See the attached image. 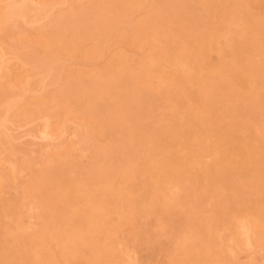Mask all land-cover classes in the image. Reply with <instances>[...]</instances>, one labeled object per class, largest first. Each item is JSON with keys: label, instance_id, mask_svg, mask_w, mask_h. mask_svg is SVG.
<instances>
[{"label": "rangeland", "instance_id": "1", "mask_svg": "<svg viewBox=\"0 0 264 264\" xmlns=\"http://www.w3.org/2000/svg\"><path fill=\"white\" fill-rule=\"evenodd\" d=\"M23 1L25 2L22 3V0H0V17H2L0 18V207H2L1 210H3V212L0 211V214H4L0 215V240H8L7 244L5 241V244L8 245L7 247L9 248V245L10 247L13 245L14 248V246H16L17 237L23 238L24 242L27 241L26 243L20 240V243L18 240L17 242L22 245L20 246L21 248H24L22 242L25 246L27 244L31 245L34 239L41 238L44 240V242L42 241L43 245L45 242L47 243L48 251L46 247V253L48 252L50 254L48 255L47 253V255L52 256L55 259H53V262H58V264H97V260L100 262L101 259L99 258L103 256L104 252L106 253H104L102 259L106 257V260L109 259L108 261L110 262L104 259L105 262L102 260L101 263L98 264H102V262L104 264H173L175 259L181 261L187 258L185 255V250L187 248L195 250L197 239L195 238L196 236L194 237L193 231L201 225L203 220V223L209 220L208 222L211 221L214 225L211 234L212 237H214L213 239H215L213 248L214 253H216L215 258L212 259L214 261H211L210 264H264V221L260 222V224L258 220L261 219L257 218L256 215L249 211H245L244 206L237 205L235 201L232 200L235 197V191L230 189H227L221 194L222 199L226 197L230 200V206L228 205L230 208L226 209L227 211L223 209L222 215L216 214L217 203L211 200L208 195L198 200L196 203L197 205L195 204L196 201L193 200L194 198L192 200H190L191 197L186 199L187 203L193 202L195 208L193 207L194 209H192L194 211L191 210L192 213L190 212L189 215H185L184 212H180L188 211L189 208L175 205L177 204L176 201L181 199L186 192L177 184H165L166 199H168V201L171 199V202L174 199L172 203L175 205H172V208L166 212V215H164L165 213L162 214L164 217H160L161 213L159 212L136 215L140 224H143L141 228L145 225L144 228H147L146 231L148 230L147 233H145V240L142 243L138 241L135 242V240L132 239L126 226H122L124 215L119 209L114 208L112 217L115 221L110 220V222L112 221V223H110L108 219L107 222L110 224L104 225L106 227L103 226L102 230L99 228L102 227L101 225L96 226V230L98 228L101 230L98 229L99 234L103 232L104 234L102 235L105 237H102V239L100 237L101 234H97L99 237L95 234L97 237L96 240L99 241L100 239L102 242L100 241L99 244L101 247L104 245L103 250L105 249V251H103L100 247L103 253H100L97 257H92L94 253H92L89 248L82 250L83 252H74L71 249L72 252L68 249L67 251L71 253H67L66 248L64 249L61 246L62 244L57 241L58 239L55 240V237L61 233V230H59L60 227H55L56 224L59 223V220L61 221V219H59L57 222L60 216L55 215L61 204L55 203L58 207H56L54 203L49 205L44 204L45 200L43 196H41L43 192L40 191V189L38 190L37 186L40 184L47 187L49 190L47 188L45 189L48 192L54 190V182L57 179L54 180L53 177H55V174L57 175V171L63 168L62 166L65 165V162L67 164L70 162L72 164L73 162H76V164L79 163L77 165L81 166H77V170H80L78 167H82V172L87 173L90 171L92 167L97 165L95 162L97 161L98 163L99 159H101L99 158L97 160L96 158L99 156L101 157V153L107 149L108 140L111 136L110 133L104 131L102 120L97 113L98 110L96 107L93 109L92 104L95 102L93 100L94 94L91 93L92 91L86 90L90 89V87L88 88L85 86L86 89H83L85 92H83L82 89V91H80L78 89V87L82 85L80 83L87 81L86 83L92 84L95 79L104 73V71L106 72L104 74H107L108 70H113V67L115 69L119 59L122 58L121 55H123V57L126 56L129 61L130 72L138 73L141 64H143V60L148 57V55L156 53V51H154L155 49L153 50L154 43L152 38L146 35V32L148 33V30L150 31L154 24L151 20L154 19L155 16L158 17L161 13L159 11L163 12L166 6L173 5L174 7H181L184 0H167L166 6L160 2L161 0H147L145 3L132 8L131 14L127 20H122L121 17L118 16L120 19H115L116 21L113 19V24L110 21L112 25L110 28L103 26L106 27V29L102 27L103 30L100 31L101 27L99 26L100 32L96 34L93 32L94 34L92 35L90 33H92L94 29H90L89 31V28H87L88 23H86L87 25L84 24V26L86 25L84 28H87L88 31L86 30L87 32H85L84 29L80 32L82 29L80 25H78L81 23L80 20L77 24L81 28H79L80 33L74 30L76 24L72 25L74 28L73 32L75 34L77 32L80 36L78 34L72 36V31L70 32L71 28H69L71 26L67 25V22L70 20L66 19V17L74 20L76 18L77 20V17L80 16L82 21H84L86 17L87 20L85 22H89V20L92 19L91 22L95 27L96 24L93 22L95 16L94 11L98 8V5L96 6L95 4H99V9L97 11H101V5L104 7L106 6V9L108 6L112 8L113 0ZM121 1L122 0H119L118 3L121 4ZM106 3L107 5H105ZM17 4L19 7L16 8H21L23 5L25 8L26 6V9L23 8L26 12L25 14L20 16H14L12 14V11H14L13 7L15 8ZM94 6V11H92ZM10 8H12L11 12H9ZM188 8L197 10V4H191ZM188 8L183 10V12L188 11ZM227 8L229 9L230 6H227ZM235 8L237 12L236 19L229 23L227 22V28L222 34L220 42L216 43L218 49L206 50L211 63L220 61L221 53L219 48L224 47L223 49L226 55L223 60L230 63L236 49L234 46H236L238 41L253 42L251 35L246 29L247 24L245 22V17H254L257 21L262 20L264 22V0H237ZM115 10H110L112 11L111 13L107 10L109 13L106 11L105 13L108 14V16L111 14L112 17H115V13H113ZM87 11L90 13L92 11L94 14H89ZM102 11L104 10L102 9ZM217 11H219V9ZM63 17L65 21L68 20L66 22L67 27L64 26V28L60 27L62 22V24L65 25L64 19L63 21L61 19ZM3 18L4 20L1 21ZM147 20L150 25L153 24L150 26L151 28L149 27L150 29L144 30L143 33L142 30L137 27V30H141V35L140 31L138 30V33L135 27L137 25L140 26L142 22H147ZM210 20L214 27L224 25L220 19V14L212 17ZM83 23L84 22L81 24L83 25ZM144 25L145 28H147L146 25L148 24L146 23ZM185 25H189V23L185 22ZM98 28L95 27V29ZM261 29L263 32L261 31L257 38L264 39V28ZM94 31L96 32L97 30ZM136 32L138 33V40L136 43H133ZM131 34H133V36H131ZM75 36H78L76 38L79 39L75 40ZM71 37H74L73 39L75 41H73L75 43H73ZM231 38L234 44L223 46V44L227 43ZM96 48H98V50L101 49V54L99 52L100 55L96 52ZM261 48L264 49V44ZM92 51L94 54L91 53ZM249 51L250 53L253 52L255 60H264V55L262 56L260 51L252 49ZM113 64H115V66H113ZM151 67L152 71L147 74L143 91L149 98H155V104L158 106V109H156L154 114L156 113L158 115L156 116L157 118L145 119L142 122L151 123L153 120H157L158 118L161 120L163 118L160 123L162 128L168 125L171 120L176 122L179 126H182L186 121L185 116L181 112L173 111L171 108L172 102L168 97H170V94L173 92L172 89H174V85L177 82V75L183 72L185 73L184 75H186L189 70L188 66L178 61L160 60L156 56ZM158 68H161L160 70L163 69L162 72H164L162 76L164 77L160 78L161 76L158 74L160 70H158ZM176 73L178 74L176 75ZM202 73L206 74L207 70L203 68ZM80 79H82V81ZM75 81L76 83L80 81L78 87L74 86L78 91L83 93H81L82 95L80 92H76L75 89L70 87ZM212 81L213 83H217L219 79H212ZM119 83L122 82L120 81L118 84ZM263 83L264 77H258L255 85L251 86L250 91L240 90L241 97L246 98L255 96L254 92L257 89L259 90L261 86H263ZM85 84L83 83V85ZM90 84L86 85L90 86ZM259 101L262 103L263 97H260ZM90 102L91 105L89 104ZM231 121V118H225L219 123V126H225ZM128 124L129 122L125 123V126H128ZM164 130H166V128H164ZM228 130H231V128ZM43 132H47L46 134L48 137L46 134H43ZM254 132L257 137L259 136V139L264 142V125L260 124L254 127ZM49 134L51 136H49ZM159 139L162 141L165 139V142H168L170 137L169 134L164 131L160 133ZM209 143L212 145L213 152L204 153L202 155L200 159L202 163H204L202 165L210 164L214 157L220 156L221 154L220 151L215 149L216 139L212 138ZM149 147L150 146H146L145 149L151 150V153L156 150V148L149 149ZM165 150L177 155L184 154L182 149L178 146H168L165 147ZM146 159L147 157H145V154L144 157L142 155L140 159H138V164L143 165ZM68 161L70 162L68 163ZM202 165H197L192 161H188L186 165L182 166V169L187 172L185 176L188 175V179L191 181L188 180V183H192V180H199V185L200 183L203 185L202 183H204L205 180L201 175ZM93 169L94 168H92V170ZM50 173H54L52 174L53 176L50 175ZM37 175H41V178H39L41 180H38L36 177ZM134 175L135 177L130 182H132L134 186L139 187L142 183V176L138 172H135ZM50 176H52L54 184ZM190 176H192L193 179H191ZM121 180L122 178L118 175L111 180V187L113 190H118V188L121 189V187H123L121 186ZM37 183L39 184L36 185L35 188V184ZM95 187L97 188V185H95ZM95 187L86 188L84 186V188H82L80 192L82 197H78L75 201L78 209L88 210L91 208V203H85L84 200L88 197L89 193L87 192L90 188L95 189ZM153 190V186L147 187L148 194H151ZM249 195L250 197L252 196V194ZM82 198H84V200H82ZM110 198L113 199L112 196ZM111 199H109V201ZM109 203L111 204V202ZM50 205L52 206L50 208L56 209L57 212L49 207L45 208ZM7 206L10 211L6 209L4 212V207ZM145 207L148 208L150 205L146 203ZM51 210L55 214H49ZM225 211L226 213H224ZM50 215L52 216L50 217ZM215 215L218 216V220ZM221 216L222 218H220ZM226 216L229 217L227 218ZM119 220H121L122 223ZM72 221V224L79 223L77 217H74ZM55 222L57 223L55 224ZM118 222L121 223V226ZM199 222L201 223L198 225ZM53 223L55 224L54 227ZM62 224L63 223L60 222L59 226ZM113 225L115 228L112 227ZM105 228L112 229L111 232L114 233L109 232L110 229L107 231L108 229ZM54 230H58L57 236ZM106 231L107 233H105ZM52 232L55 237L51 235ZM179 234L186 236L184 243H181L182 241H180ZM50 235L51 237H49ZM13 237H15V240L13 239L15 242L11 241ZM126 239H128V241ZM36 241L40 242V239ZM153 244L157 246L155 254L150 252V248L154 247ZM19 248L16 246L18 251L23 250ZM26 248L27 247H25L24 250ZM62 249V253H64L65 250L67 253L66 255H60ZM76 252L80 253L76 256ZM73 253L78 258H75V256L72 255ZM106 254L107 256H105ZM94 259L96 261H94Z\"/></svg>", "mask_w": 264, "mask_h": 264}, {"label": "bare ground", "instance_id": "2", "mask_svg": "<svg viewBox=\"0 0 264 264\" xmlns=\"http://www.w3.org/2000/svg\"><path fill=\"white\" fill-rule=\"evenodd\" d=\"M114 1L115 0H113V5L115 8L113 5V9L109 6L108 8L112 11L116 9L115 12H113L115 13V17L117 16L116 18L112 17L111 14L108 16V14L105 13V11L107 13L110 11L108 8H105L106 6L104 7L101 5V11H97L99 9V4H95L96 6L98 5L97 10L95 9L96 11H94L95 6L93 10L91 9L95 12L93 20V22H95L94 24H96L95 27L98 28L100 26L101 30L100 27L95 29L91 22L92 19H90L89 22H85L87 20L86 17L85 20L82 21L80 16L77 17V20L76 18L74 20L66 17V19L70 20V24L67 22L68 20L65 21L64 17L61 18L62 21L64 19L65 25L62 24L63 22L61 23L60 20V27L64 28V26L67 27V25L71 26L69 27L71 28L70 32L72 31V36H74L75 33L73 32L74 28L72 25H77L81 20V23L84 22L83 25L81 23L78 25H80L82 29L78 25L77 27L75 25L74 30L80 33L84 29L85 32L94 29L97 31L95 32L93 30L90 34H96L103 30V26L110 28L112 26L110 21L112 22L113 19L114 21L118 20V16H120L122 20H127L131 14V9L145 3L147 0H122V5L118 3L119 0H116L117 3ZM166 1L167 0H161L160 2L166 6ZM23 2L25 1L22 0V3ZM191 4H197V10L189 9L188 7ZM235 4H237V0H184L181 7H174L173 5L166 6L163 12L159 11L161 12L160 14L158 12V17L155 16L154 19L151 20L154 23H152L154 27L152 24L150 25V23H148V20L147 22L145 21V23H140V26L137 25L135 27L136 31L139 30L142 35L144 30L150 29V26H152L150 31L148 30V33L146 32V35L152 38L154 43L153 50L155 49L154 51H156V53L148 55V57L143 60V64H141L138 73L130 72L129 61L126 56L123 57V55H121L122 58L119 57L121 58L119 62L117 60L118 63L116 62L117 65L115 69L113 67V70L109 71L108 68L107 70L109 72L106 70L107 74H104L106 73L104 71L93 83L91 82L92 84L86 83L87 81L83 82L84 84H90V86L80 83L82 85L78 87L80 81L78 83L75 81L71 84L72 86L70 87L75 89L76 92H80L83 89L85 90V86L88 88L90 87V89L86 90H90L92 91L91 93L94 94H92L94 96L93 100L95 101L93 102L94 104H92L93 109L96 107L98 110L97 113L102 120L104 131L110 133L111 136L108 140L109 145L107 144V149L101 153V157L99 156L96 158L97 160L99 158L101 159H99L98 163L97 161L95 162L97 165L95 166L94 164L95 167H92L94 168L93 170L91 168L87 173L82 172V167H78L80 170H77V166H81L77 165L79 163L76 164V162H73V164L76 165L72 166L73 164L68 161V163L70 162L69 164L65 162V165L62 166L63 168L57 171L58 173L55 172L57 173V175L55 174V177H53L54 180L57 179L54 182L55 184L52 181V174L54 173H50V175H52L50 179L55 185L53 187L54 190L48 192L45 189L47 187L39 183L35 184V188L36 185L39 184L37 188L43 192L41 196H43L45 200L44 204H61V206L59 205V210H57L58 212L56 209L50 208L52 207L51 205L45 208L49 207L57 212V214H55L51 210L49 214L53 213L60 216L57 222L59 219H61V221L59 220L58 224L55 222L56 226L53 223V227H60L59 230H61V233L57 236L58 230H54L56 231L57 237L53 235V232L51 235L56 238L55 240L58 239L57 241L62 244L61 246L64 249L66 248V251L72 249L75 252L89 248L92 253H94V255L91 253L92 257H97L100 253H103V251H105V249L103 250L104 245L101 247L99 244L101 240L99 239L98 241L96 238L99 237L100 234H104L103 232L100 234L98 232L100 229H103L104 225H107L110 220L115 221L112 217L114 208L119 209L124 215V220L121 216L123 220L122 226H126L132 239H134L135 242L138 241L142 243L145 240V233H147L148 230L146 231L147 228H144L145 225L141 228L143 224H140L136 215L159 212L161 213L160 217H164L166 212L170 210L174 204L172 203L174 197L172 198V202L170 201L171 199L169 201L166 199L165 184L168 183L177 184L186 192L181 199L176 201L177 204H174L175 206L189 208L188 211L180 212H184L185 215H189L190 212L192 213V211H194L192 209L195 208L194 206L198 200H201L207 195L211 200L217 203L216 214L222 215L223 209L226 210L230 208V200L226 197L222 199L221 194L227 189H230L235 191V197L232 200H234L237 205L244 206L245 211H249L256 215L257 218L261 219L258 220L259 223L264 221V142H262L261 139H259L260 137H257L254 132V127L260 124L264 125V83L261 88L259 87V90L257 89L254 92L255 96L242 98L240 94V90L250 91L251 86L255 85L258 77H264V60H255L253 52L250 53L249 51L250 49L255 51L258 50L261 52L262 56L264 55V49L261 48L264 44V39L257 38L262 31L261 28H264V22L262 20L257 21L254 17H245V22L247 24L246 29L251 35L253 42L238 41L236 46H234L236 49L230 63L223 60L226 55L223 49L224 47L219 48L221 59L217 63H211L206 53V50L218 49L216 43L220 42L222 34L227 28V22L229 23L236 19L237 12ZM105 5H107V3ZM227 6H230V8L228 9ZM16 7H19L18 4L17 6L15 5V8ZM15 8L13 7L14 11H12L14 16H20L26 13L24 10L26 6L24 8V5L21 8ZM186 8H188V11L183 12ZM102 9L104 11H102ZM218 9L219 11H217ZM11 10L12 8H10L9 12H11ZM92 11L91 13L89 11L87 12L93 15L94 13ZM112 11H110V13ZM218 14H220V19L224 25L214 27L210 19ZM3 20L4 18L1 19V21ZM185 22H188L189 25H185ZM86 23H88V25ZM146 23L149 25H146L147 28H145L144 25ZM84 24L87 25V28H89L88 30L84 28L86 27ZM137 27L142 30V33L140 29L137 30ZM103 28L106 29V27ZM77 32L76 34H78ZM138 33H133L135 34L133 43L137 42ZM86 34L89 35L88 33ZM133 34H131V36H133ZM78 35L80 36V34ZM76 37L78 36H75V38L71 37V40H78L79 38ZM74 41L73 43H75ZM232 41V38L229 39L223 46L234 44ZM98 48H96V52L100 55L102 48L99 50ZM93 51L91 53H93ZM156 56L158 59L164 61H178L189 68L186 75H184V72L182 74L176 73V75L178 74L177 82L174 85V89H172V94L168 97L172 102L171 108L173 111L181 112L185 116L186 124L183 123V125L185 124L186 126H184L186 128L183 125L179 126L172 120L168 125L162 128L160 123L163 118L161 120H159V118L153 120L151 123L142 122L145 119H151L158 115L156 113L154 114L156 109H158V106L155 104V98H149L143 91L147 74L152 71L151 66ZM113 66H115V64H113ZM203 68L207 70L206 74L202 73ZM160 69L158 68V70ZM162 70L158 71V74L161 76L160 78L164 77L162 76L164 72H162ZM216 78H218L219 81L213 83L212 79ZM80 80L82 81V79ZM120 81L122 83H119V85L118 82ZM74 85L77 86L80 91H78ZM84 90L83 92H85ZM81 93L82 92H80V94ZM260 97H263L262 103L259 101ZM89 104L91 105V102ZM225 118H231L232 121L225 126H219V123ZM165 119L168 120L167 118ZM127 122H129V124L125 126ZM164 128H166V130H164ZM229 128H231V130H228ZM164 131L169 134L170 139L168 142H165V139H163V141L159 139L160 133ZM46 133L47 132H43V134ZM49 136L51 135L49 134ZM212 138L216 139V144L214 143L215 149L220 151L221 154L220 156L214 157L210 164L202 165L204 164L200 160L202 155L204 153L213 152L212 145L209 143ZM146 146H150L149 149L156 148V150L151 153V150L145 149ZM168 146H178L182 149L184 154L177 155L167 152L165 147ZM144 154L147 159L143 165H139L138 159H140L142 155L144 157ZM188 161L203 166L201 171V175L205 180V182L202 183L203 185H201V183L199 185V180H192V183H188L190 179H188V175L185 176L187 172L182 169V166L186 165ZM135 172L140 173L142 176V183L139 187L134 186L133 183L130 182L135 177ZM116 175L122 178L121 186L123 187H121V189L118 188V190H113L111 187V180L114 179ZM36 177L38 180H41L39 179L41 175H37ZM190 177L193 179L192 176ZM95 185H97V188ZM84 186L86 188L95 187V189L90 188L88 192L86 191L90 196L88 195L85 200L82 198L85 203H91V208L88 210L78 209L76 207L77 203L75 202L78 197H82L80 192ZM149 186H153L154 188L151 194L147 193V187ZM249 194H252V196L250 197ZM111 196L113 199L110 198ZM190 197V200L194 198L193 200L196 201L195 204L193 202H186V199ZM109 199L111 200L109 201ZM108 201L111 202V204ZM146 203H148L150 207L146 208ZM55 205L58 207L57 204ZM4 208V212L6 209L10 211L8 206ZM1 209L2 207H0V211L3 212ZM226 211L224 213H226ZM163 213L165 214L162 215ZM217 215L215 216L218 220ZM51 216L52 215H50V217ZM74 217L78 218L79 223L75 222L76 224H72ZM220 218H222V216ZM108 219L109 222H107ZM203 221L202 223L199 222L198 225L200 223L201 225L198 228L195 227L196 230L193 231V235L194 237L196 236L195 238L197 239L195 250L187 248L185 250L187 258L181 261L175 259L176 261L174 260L173 264H210L211 261H214L212 259L215 258L216 254L213 248L215 239H213L214 237H212L211 234L214 225L211 221V223L208 222L209 220H207V222L205 221L206 223H203ZM60 222L63 223L61 226H59ZM110 223H112V221ZM121 223L119 224L120 226ZM97 225H101L102 227L96 230ZM112 227L115 228L114 225ZM109 229L107 231H109ZM111 230L112 229H110L109 232H111ZM107 231L105 233H107ZM95 234L99 235L96 237ZM51 235L49 237H51ZM101 235L100 237L102 238L103 235ZM105 236L107 237L106 234ZM179 236L180 241H182L181 243H184L186 236L180 234ZM14 238L15 237H13L11 241L15 242ZM18 238L19 237L16 239L17 244L15 243V245L19 248L22 246L19 244V240L23 241V238ZM39 239L40 242L36 241ZM39 239H34L31 245L27 244L28 246L24 244L27 241H23L24 243L22 242V244L24 248H27L24 250V248L20 247L19 249H23L24 251H18L16 246L13 248V245L11 246L12 248L10 245L8 248V245H6L8 240H5L6 244L3 239L0 240V264H58V262H53L55 259L52 256H48L50 255L48 252L47 255V243L45 242L43 245L42 243L44 240L41 238ZM104 240L107 241L106 239ZM126 240L128 241V239ZM153 245L154 247H151L152 249L150 248V252L155 254L157 246L155 244ZM100 247L103 251L100 250ZM62 252L63 249L61 253ZM68 252L69 251H67V253ZM61 253L60 255L67 254L65 250L64 253ZM79 253L76 252V256ZM72 255L75 256L74 253ZM76 256L75 258H78ZM105 256H107V254ZM102 257H98L101 260L100 262L97 260V264L101 263L102 260L105 262L106 257L104 258L105 260L102 259ZM95 259L94 261H96ZM108 260L106 261L110 262ZM103 262L102 264H104Z\"/></svg>", "mask_w": 264, "mask_h": 264}]
</instances>
